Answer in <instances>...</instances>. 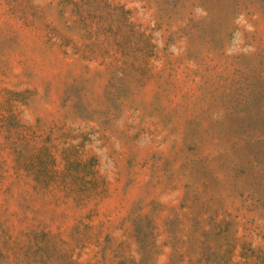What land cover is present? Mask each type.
<instances>
[{
  "label": "rangeland",
  "instance_id": "1",
  "mask_svg": "<svg viewBox=\"0 0 264 264\" xmlns=\"http://www.w3.org/2000/svg\"><path fill=\"white\" fill-rule=\"evenodd\" d=\"M0 264H264V0H0Z\"/></svg>",
  "mask_w": 264,
  "mask_h": 264
}]
</instances>
